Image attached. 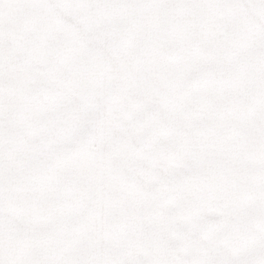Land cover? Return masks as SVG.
Wrapping results in <instances>:
<instances>
[{"label":"crops","instance_id":"0c3cea01","mask_svg":"<svg viewBox=\"0 0 264 264\" xmlns=\"http://www.w3.org/2000/svg\"><path fill=\"white\" fill-rule=\"evenodd\" d=\"M194 1L188 10L202 11L204 42L214 47L209 51L207 46L198 83L202 114L195 100L197 76L190 71L194 99L188 100L186 140H181L175 110L124 96L92 104L64 103L60 114L45 118L40 132H33L25 117L17 115L23 120L19 123L12 117L11 133L1 136L0 150H7L11 140L14 170L18 166V172L31 175L28 178H43L28 185L44 189L43 214L22 221L10 233V243L0 242V264H150L158 255L193 257L229 247L238 228L264 233V0ZM74 62L68 67V58L63 59L56 70L46 60L39 68L12 63L6 71H79L78 92L83 90L80 75L92 67L84 70L82 63ZM154 105L155 115H145ZM65 112L74 113V132L59 131ZM51 125L56 126L50 130ZM146 134L173 142L168 156L172 183L159 184L153 177L141 184L114 166L119 151L134 150ZM113 141L119 150L111 147ZM48 142L51 147L41 154ZM42 155L47 158L44 164ZM34 164L36 169L31 168ZM33 169L39 172L32 175ZM180 172L187 180L179 178ZM201 186L204 221L199 242H194V213H189V242L181 243L180 232L165 223L175 216H165L169 199H164V189ZM20 203H29L27 208L37 204L23 197Z\"/></svg>","mask_w":264,"mask_h":264},{"label":"rangeland","instance_id":"374dc122","mask_svg":"<svg viewBox=\"0 0 264 264\" xmlns=\"http://www.w3.org/2000/svg\"><path fill=\"white\" fill-rule=\"evenodd\" d=\"M196 2L202 3V0ZM194 3V0H92L72 13L77 27L45 0H0V63L3 65L0 103H4L0 109V139L10 135L12 117L17 115L25 117V122L30 121L33 132H40L44 131L45 118L60 114L64 103L92 104L99 98L124 96L131 102L146 99L162 104L159 106L165 107L164 111L175 110L176 115H171L178 119L177 127L183 133L181 140H186L188 100L194 99L193 86L188 84L194 79L190 71L197 76L195 100L202 114L203 95L198 83L202 81L207 46L209 51L214 47L204 42L202 11L188 10ZM66 58L68 67L75 60L82 63L84 70L92 67L79 77L83 90L77 92L79 71H6L12 63H21L20 67L24 68L32 63L39 68L45 60L56 70ZM107 79H111L109 84ZM12 105L17 108L11 109ZM154 111L144 110L145 115H155ZM64 115L70 123L59 124V131L64 128L74 132V113L70 114L72 117L66 112ZM19 117L16 121H23ZM53 125L50 130L56 126ZM9 141L5 146L8 151L0 150L1 243L11 242L10 233L22 221L43 214L40 204L44 189L28 186L37 179L43 182V178H28L31 175L27 171L18 172V166L14 170ZM46 144L42 145L41 154L46 150L44 147H51V143ZM40 158L44 164L47 158L45 155ZM31 168L36 169V164ZM35 169L32 175L39 172ZM179 178L187 180V174L180 172ZM204 191L202 186L164 189V199H169L165 216L178 217L172 223L171 218L165 223L170 230L180 232L181 243L189 242V213H194V242H199L198 233H202L204 221ZM21 196L23 201L35 200L37 204L27 208L29 203H20Z\"/></svg>","mask_w":264,"mask_h":264},{"label":"snow or ice","instance_id":"6c2138e0","mask_svg":"<svg viewBox=\"0 0 264 264\" xmlns=\"http://www.w3.org/2000/svg\"><path fill=\"white\" fill-rule=\"evenodd\" d=\"M45 2L64 16L68 23L78 27L72 13L92 0H45ZM157 107L154 105V110ZM111 147L119 150V145L115 141L111 142ZM172 151L174 147L171 140L165 141L152 134H146L137 142L134 150L119 151L114 166L128 179L141 184L151 181L153 177L159 184H170L173 182L174 173L169 166L168 156ZM150 264H264V233L259 230L249 233L238 228L229 247L221 248L219 251L210 248L206 254L193 257L158 255Z\"/></svg>","mask_w":264,"mask_h":264}]
</instances>
